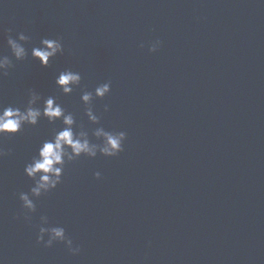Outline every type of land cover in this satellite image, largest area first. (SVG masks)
<instances>
[{"label":"water","instance_id":"1","mask_svg":"<svg viewBox=\"0 0 264 264\" xmlns=\"http://www.w3.org/2000/svg\"><path fill=\"white\" fill-rule=\"evenodd\" d=\"M18 32L29 53L44 37L64 51L48 67L13 60L0 105L23 109L30 89L56 96L94 140L80 95L110 81L93 110L126 139L114 157L68 162L29 223L24 165L62 125L42 117L0 137L3 264H264V2L0 0V53ZM65 69L81 74L67 95L54 82ZM42 214L78 254L36 243Z\"/></svg>","mask_w":264,"mask_h":264},{"label":"clouds","instance_id":"2","mask_svg":"<svg viewBox=\"0 0 264 264\" xmlns=\"http://www.w3.org/2000/svg\"><path fill=\"white\" fill-rule=\"evenodd\" d=\"M264 2V0H261ZM10 31V30H8ZM30 37L24 32H18L15 37L8 35L6 44L11 56L0 53V76H6L14 67L13 60L21 61L27 56L38 60L40 65L48 67L52 58L64 51L61 39L41 38L39 45L32 46L30 53L24 46ZM161 41L156 39L149 43L148 51L155 52L160 47ZM143 47V44H141ZM81 74L78 71L65 69L55 76V85L60 92L67 95L80 85ZM110 92V81L98 84L92 91H82L80 101L84 105V115L90 124L97 125L95 128L86 130L82 125L76 124L72 112L66 111L57 97L49 95L41 98L35 90L28 91V98L23 109L12 105H0V137L5 134L12 135L20 132L24 125L35 126L43 117L49 123L59 120L62 127L53 130L50 139L43 140L30 162L25 163L23 172L32 181L28 192H20L19 200L21 208L25 210L23 219L31 222V213L36 211L35 198L50 192L61 183L65 165L81 156L95 158L97 154L105 157H114L123 151V142L126 139L125 131L106 130L100 124V115L93 110L94 98H104ZM42 99V102H41ZM104 111H108V105H104ZM5 154L0 147V157ZM93 176L97 179L101 173L96 171ZM36 234V243L44 247H51L54 243H63L67 250L76 255L80 252L79 245L73 244V240L65 232L64 227L50 225L47 215H40ZM47 237V238H45ZM0 264H3L0 259Z\"/></svg>","mask_w":264,"mask_h":264}]
</instances>
